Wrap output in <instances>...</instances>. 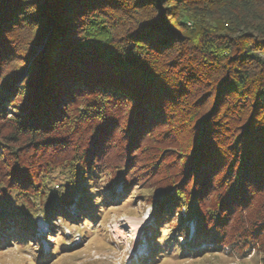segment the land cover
I'll return each instance as SVG.
<instances>
[{
    "label": "trees",
    "instance_id": "trees-1",
    "mask_svg": "<svg viewBox=\"0 0 264 264\" xmlns=\"http://www.w3.org/2000/svg\"><path fill=\"white\" fill-rule=\"evenodd\" d=\"M118 179L182 210L165 238L194 217L211 250L264 264V0H0V222L32 229L78 189L93 207Z\"/></svg>",
    "mask_w": 264,
    "mask_h": 264
},
{
    "label": "rangeland",
    "instance_id": "rangeland-1",
    "mask_svg": "<svg viewBox=\"0 0 264 264\" xmlns=\"http://www.w3.org/2000/svg\"><path fill=\"white\" fill-rule=\"evenodd\" d=\"M39 2L44 5V0H39ZM62 29L63 25L57 29L59 32L62 31L59 33L61 35L66 32L65 29ZM155 30L158 31L159 29L155 28ZM48 33L49 29L37 41H33L27 46L29 50L28 53H24L25 63L18 66L13 82L20 84L34 60L39 61V63H46L39 55L46 53ZM9 85L12 87V82ZM40 87L42 86L40 85ZM6 90H1V93L6 94ZM42 93L45 98L48 94L53 96V92L46 90L45 86H43ZM63 94L64 92L59 95L62 96ZM15 105H20V101L17 100ZM9 107V111H17L14 106ZM98 182L104 186L103 179L99 178ZM149 182L144 186L138 182L129 185V183H124L122 179H118L117 182L114 181L110 192H108L109 190L101 192V194L105 193L102 200L94 198L93 194L90 201L94 203L93 208H91L93 212L86 216V220L84 214L88 212L75 213L78 209L80 193H74L70 200L71 203L64 207L71 214L75 213L77 218L68 217V219L65 215L56 214L52 217L55 219L53 222L55 225L47 227L48 232L45 238L40 236V230L35 233L33 229L32 233L30 232L31 236L26 238L30 228H27L28 230L21 228L17 222L18 227L11 226L5 229L7 234L5 233L4 237L0 234V239L4 238L0 241V264H41L42 262L38 263V261H43L44 257L49 256L51 249L58 245V241L62 240L65 244L69 243L70 240L77 243L73 244L75 245L72 247L73 250L61 248L62 253L58 256L54 255L55 257L49 264H262L259 260L262 253L255 248L250 251L245 249L246 251L244 250L243 253L231 252L228 245L223 246L222 249L211 250L212 241L210 239L198 238L201 234L197 232L198 226L194 217L185 220L184 227L187 230L176 232V229H173V232L165 238L170 227L178 221L176 212L181 211L180 213H182V210L178 211L176 208L170 210L167 207L168 201L164 202L162 209L157 202L158 195H155L156 199L151 201L152 196L150 194L155 192L156 187ZM109 193H113V195H109ZM118 194L121 196L118 201L108 202L106 199L113 196L112 199L116 200ZM132 195L135 196L132 198ZM105 200L107 202L104 203ZM163 201L166 200L163 199ZM86 202V199L82 200V203ZM161 210L162 212H160ZM170 212L171 215L168 218L167 214ZM33 223L39 229H45V224L48 222L38 217L36 223L35 221ZM50 228L55 230L52 231ZM59 229L66 233L65 238L62 237ZM13 230L17 233L16 236H19V240L16 239V236L8 235H12ZM81 230L85 234L79 237ZM6 235L9 236V239L6 238ZM57 236L59 240H57ZM152 236H155L154 241H151ZM4 242L6 243L4 244ZM27 242L30 246L26 245ZM176 243L182 245L188 252L184 253L179 250L175 246ZM204 248L206 251L201 254L195 252Z\"/></svg>",
    "mask_w": 264,
    "mask_h": 264
}]
</instances>
